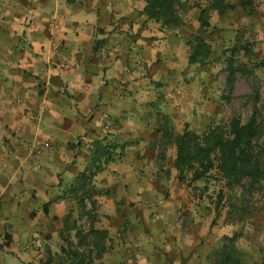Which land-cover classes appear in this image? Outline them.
<instances>
[{"label": "crops", "instance_id": "0c3cea01", "mask_svg": "<svg viewBox=\"0 0 264 264\" xmlns=\"http://www.w3.org/2000/svg\"><path fill=\"white\" fill-rule=\"evenodd\" d=\"M252 6L211 21L216 76L214 62L189 63L188 8L174 28L145 0H0V264H58L90 228L104 232L79 246L91 264H212L225 236L264 264V205L218 176L179 179L174 144L158 158L165 121L181 133L227 120L241 77L255 78L264 113V0ZM228 45L246 51L231 89ZM97 146L111 158L83 183Z\"/></svg>", "mask_w": 264, "mask_h": 264}, {"label": "trees", "instance_id": "16d2710c", "mask_svg": "<svg viewBox=\"0 0 264 264\" xmlns=\"http://www.w3.org/2000/svg\"><path fill=\"white\" fill-rule=\"evenodd\" d=\"M252 4L253 0L239 1L242 7ZM235 7L229 0H209L207 6L200 9L199 28L209 26L208 16L211 12L224 14ZM187 8L186 2L182 0H145L144 13L163 26L176 28L183 24V15ZM210 54V43L202 35H195L189 63L202 65L207 62ZM225 61L226 86L231 89L239 65H234L231 56ZM251 97L252 109L245 121L239 114H234L228 120L211 121L200 132L185 128L181 133L173 132L165 121L161 126L163 146L158 158L162 160L167 145L174 144L176 155L173 166L178 170L179 179H183L185 172L191 173V181L204 177L217 179L218 176L228 190L240 191L241 201H250L255 191L263 189L264 182V119H260L259 115L258 91L253 89ZM102 156H105V160L110 159V151L97 146L92 157L94 169L80 175L83 183L85 180L90 181L99 169L98 161ZM103 235V231L93 228L87 232L77 231V244L71 247L67 241V247L61 249L62 257L58 264H91V251L85 254L79 250V246L89 245L86 242L88 236L94 240L101 239ZM210 259L212 264H245L242 252L235 245L234 236L223 237L219 247L212 250Z\"/></svg>", "mask_w": 264, "mask_h": 264}, {"label": "rangeland", "instance_id": "374dc122", "mask_svg": "<svg viewBox=\"0 0 264 264\" xmlns=\"http://www.w3.org/2000/svg\"><path fill=\"white\" fill-rule=\"evenodd\" d=\"M188 3L186 4L188 6V10L186 11V13L188 12V14H192L193 13H199L200 14V9L204 6H207L209 0H187ZM230 2H233L238 9L236 8L234 12L232 13H236L239 12L240 13H246L248 11H250L253 6H245L242 7L241 5H239V1L240 0H229ZM235 15V14H234ZM208 20H209V26H206L202 29H198L195 34H200L202 35V37L211 45V59L207 60V62H205L204 64L207 67H210V65L212 64V62H214L215 65V69H216V76H217V25L215 24L213 27L211 26V21H217V13L216 12H211L208 16ZM192 22V21H191ZM236 47V44H234ZM234 46L228 45L226 48L221 50V54H219V58L222 59L223 61H225L229 56H231L234 59V65H239L241 63H243V58H245L246 56V51H244V54L239 52L238 50H236L235 48H233ZM213 65V64H212ZM239 91H245V93L238 95L237 97H234V99L232 100L231 104L227 105V109L226 111H228L230 113V115L228 114V116H232L234 114H239L241 119L243 121H245L248 116L251 113V101L249 102L250 96L252 95L253 92V87H256V80L253 76L248 75L247 80L243 79L242 77L239 78ZM247 90L249 92H247ZM247 96V97H246ZM260 110H262L260 108ZM260 115V119H264V113H262L260 111L259 113ZM229 117L227 118V120L229 119ZM213 121H217V117L215 118V120ZM233 203H235L236 205V213L237 216H245L246 215V210L244 208L246 207H242L239 204H237L236 199H234L233 197ZM251 206L254 207V210L258 207H261L264 205V188L260 191H255L253 196L250 199ZM247 256V254H246ZM244 257L246 260V264H254V258L253 256H251L250 254L248 255L249 257ZM156 264V263H155ZM256 264V263H255Z\"/></svg>", "mask_w": 264, "mask_h": 264}, {"label": "built area", "instance_id": "2783aa9c", "mask_svg": "<svg viewBox=\"0 0 264 264\" xmlns=\"http://www.w3.org/2000/svg\"><path fill=\"white\" fill-rule=\"evenodd\" d=\"M2 241L0 240V243H1ZM132 264V263H131Z\"/></svg>", "mask_w": 264, "mask_h": 264}]
</instances>
